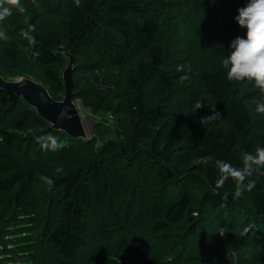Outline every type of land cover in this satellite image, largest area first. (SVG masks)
Returning a JSON list of instances; mask_svg holds the SVG:
<instances>
[{"label":"trees","instance_id":"trees-1","mask_svg":"<svg viewBox=\"0 0 264 264\" xmlns=\"http://www.w3.org/2000/svg\"><path fill=\"white\" fill-rule=\"evenodd\" d=\"M151 2L20 0L26 11L13 8L0 21L8 37L0 36V53L13 71L0 66L5 80L35 81L23 67L31 61L40 84L61 100L64 53L71 52L73 100L102 120L92 126L94 138H70L0 89V264H264V174H254L255 187L234 198L231 179L216 186L214 166L221 159L239 167L242 150L264 147V115L254 104L264 94L252 81H229L221 64L232 40L246 36L234 18L247 0ZM193 12L218 26L212 43L189 54L196 66L178 83L174 38L185 39L187 31L177 36L165 21L183 23ZM30 25L34 46L24 35ZM162 28L171 36H161ZM183 90L189 103L154 131ZM115 99L119 117L111 111ZM110 129L115 139L103 142ZM47 136L58 139V149L44 147ZM199 161L200 207L216 234L229 236L214 250L190 251L167 234L186 218L197 179L184 171ZM148 167L157 170L150 173L155 179L142 172ZM240 213L250 225L233 235Z\"/></svg>","mask_w":264,"mask_h":264},{"label":"rangeland","instance_id":"rangeland-1","mask_svg":"<svg viewBox=\"0 0 264 264\" xmlns=\"http://www.w3.org/2000/svg\"><path fill=\"white\" fill-rule=\"evenodd\" d=\"M156 1V0H154ZM191 1V0H189ZM150 3L151 0H149ZM154 7H152L153 9ZM173 14V13H172ZM200 18V20L198 18ZM167 24V28H165L167 31L171 30V32H177L178 34L183 33L180 29L186 28L187 34L183 33L186 38L182 39V37H177V39L174 38L175 41L179 42L180 45L177 47V56L180 60V65L183 66V70L177 71L175 73V77L179 80L178 83L182 82V77L185 75H188L193 68L196 66V61L189 59V54H194L197 50H199L200 47H202L206 43H212L213 42V35L214 30H216V26H218L217 21L211 20L209 16H199L196 14V12L191 13L190 18L183 22L178 23L171 21L169 17H167V20L165 21ZM165 29L162 28L161 36H168L171 33H167ZM171 36V35H170ZM158 38V41H167V39ZM188 51V53L186 51ZM23 67L25 69H30V74L34 76L35 81L38 83H42L40 68L34 65L31 61L24 63ZM77 65V64H76ZM0 66L6 70L7 72H11L12 68L9 67L8 63L5 61V59L2 58V54L0 53ZM191 69L189 72L188 69ZM190 101V96L187 94L186 90H183V92H177V94L174 95L172 102L167 103L166 109L168 110L167 113H165V116L162 120L165 122H159L156 127H154V131L157 130V128L163 126L166 124L167 119H173L178 108H183L187 103ZM80 112L81 119L84 123L85 130L87 131L88 138L91 139L94 138L92 134V126L97 121H101L100 117L95 116L93 114H90L91 111H88L87 109L82 108ZM112 112H116L117 117L121 114V108H120V102L119 100L115 99L112 103ZM120 112V113H118ZM111 113V112H110ZM100 114V113H98ZM102 115V114H100ZM111 117L108 115L107 119L110 120ZM120 121V120H119ZM123 130V129H120ZM111 135L108 137H105L103 139V142H105L108 139H115L114 136V130H111ZM96 147H100L101 140H97ZM102 142V143H103ZM136 165H140L143 163L141 160L135 161ZM142 172H147L146 174L152 178L155 179L154 173L153 175H150L151 172H157L155 169H151L148 167L143 170ZM184 172L187 173H193L196 177V181L194 182V185L191 186L188 189V194L190 195L191 203L188 209V212L186 214L185 220L174 227V229L170 230L167 234V237L173 238L174 240L179 243L183 248L189 249L190 251H193L194 247H202V248H210L215 249L217 244H222L224 241V238L228 237L229 235L224 236H218L216 234L217 230L214 229V222L209 216L206 214V210L200 207V203L202 200V193L201 190L205 188L204 183L201 179L202 172H203V165L202 162H197L194 166L185 169ZM139 176V174H137ZM142 176V175H141ZM140 176V178H141ZM156 182L150 183L149 188H155ZM241 225L239 227V230L237 232H234L233 235H239L243 231H245L249 225L250 222L248 221L247 214L240 213L239 214ZM158 239V238H157ZM227 254L230 255V251H227Z\"/></svg>","mask_w":264,"mask_h":264},{"label":"clouds","instance_id":"clouds-1","mask_svg":"<svg viewBox=\"0 0 264 264\" xmlns=\"http://www.w3.org/2000/svg\"><path fill=\"white\" fill-rule=\"evenodd\" d=\"M77 4L79 0H76ZM13 8L24 13L25 7L20 0H0V21L12 15ZM235 20L241 28H245L246 36H237L230 44V54L223 58L221 64L227 70L226 78L229 81H252L254 86L264 94V0H247L244 7L239 8ZM35 30L34 25H30L28 31L24 33L30 45H35V37L30 33ZM4 39L6 35L0 33ZM178 71L183 70V66H178ZM190 72L191 69L189 68ZM187 75L182 79H188ZM255 112L264 115V97L255 100ZM202 104H195V111ZM64 115L63 113L61 114ZM44 147L56 150L59 142L56 137H41ZM211 161V158H210ZM214 166L218 171L217 187H223L230 179L236 185L234 198H239L245 188L251 190L255 187V180L251 179L254 174H264V147H257L255 153L241 151V166H233L228 161L215 159ZM220 235H224L222 229Z\"/></svg>","mask_w":264,"mask_h":264},{"label":"water","instance_id":"water-1","mask_svg":"<svg viewBox=\"0 0 264 264\" xmlns=\"http://www.w3.org/2000/svg\"><path fill=\"white\" fill-rule=\"evenodd\" d=\"M64 55L68 61L61 74L64 85V94L61 100H55L42 84L24 76L5 80L0 75V89L13 93L14 99L19 98L25 102L50 125V129L66 134L70 138L87 140L89 139L87 131L80 116L81 108L73 100L74 60L71 52H66Z\"/></svg>","mask_w":264,"mask_h":264}]
</instances>
